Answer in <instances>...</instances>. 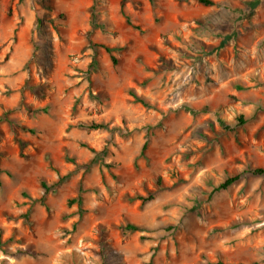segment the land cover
Wrapping results in <instances>:
<instances>
[{"label": "rangeland", "instance_id": "1", "mask_svg": "<svg viewBox=\"0 0 264 264\" xmlns=\"http://www.w3.org/2000/svg\"><path fill=\"white\" fill-rule=\"evenodd\" d=\"M212 1L0 0V264H264V0Z\"/></svg>", "mask_w": 264, "mask_h": 264}, {"label": "trees", "instance_id": "2", "mask_svg": "<svg viewBox=\"0 0 264 264\" xmlns=\"http://www.w3.org/2000/svg\"><path fill=\"white\" fill-rule=\"evenodd\" d=\"M151 2H153V0H150ZM200 3L204 4V5H212L213 1L212 0H198ZM129 22V20H128ZM107 52H110L111 49L108 47H104ZM114 60V59H113ZM95 64V63H94ZM132 95L134 96L136 101L141 102L145 107H150L149 103L145 100H143L142 98H139L137 95H135L134 93H132ZM238 124H243L245 121L242 117V115H239L236 118ZM84 127L88 128V129H99V128H106L107 125L103 124V123H95V122H91V123H87V124H83ZM246 173H250L252 175H257V176H264V167H254V168H249L245 171ZM241 173L239 174H234L231 176H228L225 178V180L223 182H221L215 189L214 191H219V190H224L227 189L230 185H232L233 183H235L236 181H238L241 177ZM157 184H160V178H157ZM45 187V186H44ZM123 230L125 232H130V231H134L136 230V226L132 225V224H128L125 227H123ZM219 264H223V263H219Z\"/></svg>", "mask_w": 264, "mask_h": 264}]
</instances>
